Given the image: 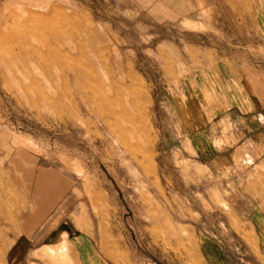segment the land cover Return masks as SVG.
Masks as SVG:
<instances>
[{"label":"rangeland","instance_id":"374dc122","mask_svg":"<svg viewBox=\"0 0 264 264\" xmlns=\"http://www.w3.org/2000/svg\"><path fill=\"white\" fill-rule=\"evenodd\" d=\"M56 11L82 16L88 32L37 19ZM17 17L33 18L35 28L17 27ZM80 47L94 75L89 82L100 89L85 104L73 97L69 65L33 56L72 55L76 66ZM218 76L229 94L220 102L234 103L219 116L231 119L196 130L187 107L195 100L210 107ZM46 77L56 84L45 87ZM33 90L58 103L31 106L24 92ZM103 96L114 115L98 113ZM211 112L201 113L210 120ZM195 131L208 135L220 157L198 156ZM262 159L264 0H0V264H35L34 255L13 254V226L34 203L40 209L60 198L88 200L96 222H119L137 264L147 256L153 264H201L194 226L203 202L219 205L233 177L254 181ZM182 221L185 263L169 240ZM49 249L38 264H77L68 248L43 252Z\"/></svg>","mask_w":264,"mask_h":264},{"label":"crops","instance_id":"0c3cea01","mask_svg":"<svg viewBox=\"0 0 264 264\" xmlns=\"http://www.w3.org/2000/svg\"><path fill=\"white\" fill-rule=\"evenodd\" d=\"M65 60L66 65L71 68L69 70L73 71L75 79L73 83L76 91H73V97L85 104L87 98L91 99V95L100 92L98 86L94 85L93 89L88 87L90 77L94 78V75L91 76L92 73L79 74L80 71L73 70L78 67L73 66L72 55H67ZM66 77L64 72L62 79L67 82L66 89L68 90L70 83ZM217 79L218 84H211L213 87L215 86L217 97L209 103L210 107L206 106L205 102L197 100L187 107L191 118L188 124L195 126L196 130L206 125L217 127L231 119V115L228 117L227 115L219 116L222 112L233 110L234 103L232 100L224 103L225 105L220 102L222 100L219 96L229 94L224 89L222 77L218 76ZM45 80L47 88L51 83V86L56 84L54 78L46 77ZM200 84L203 85V83ZM45 87L42 86L44 89ZM24 88H26L25 85ZM28 88H36V86L31 84ZM197 92V88L194 87L192 94L196 96ZM24 93L31 106L42 104L51 106L58 103L57 99L45 91L33 90ZM210 94L212 93L210 92ZM103 101L104 96L100 102L98 99L95 100L100 116H103L102 109L107 108L105 111H108L110 106ZM67 105H71V101ZM208 110L212 111L209 114L210 120H207L206 115L201 113ZM190 139L198 156H209L210 159L220 157L219 150L208 140V135L205 133L195 131ZM261 162L264 164V159ZM227 186L223 194H219L222 201L219 205L213 207V204L205 200L210 205L207 207V204L203 202L204 208L199 212V221L194 226L197 258L201 264H264V167L257 172V178L254 181L251 180L249 183L247 178L233 177ZM76 188L73 187V191ZM63 190L64 188H61L59 192ZM64 195L65 193L61 194L62 197ZM34 202H36L35 199ZM33 206L34 208L23 216V220L19 221L18 226H13L18 231L14 239L13 254L34 255L35 264H38L39 255L46 256L53 252L52 249H49L45 254L44 249L56 245L60 249H64L65 252L68 248L71 257L77 264H137L130 257V248L123 246L125 240L119 222H96L90 215L88 200L60 198L51 205L44 200L41 204L44 207H40V209L36 203ZM186 232L185 221L179 222L177 223V232L172 231V237L169 238L172 249L177 248V251H173L179 257L181 256L182 263H185L186 260ZM65 243L68 244V247ZM161 248L166 249L164 246ZM165 251L169 250L159 252L163 254ZM39 260L41 263V257ZM145 264H153L152 256L149 260L147 256Z\"/></svg>","mask_w":264,"mask_h":264},{"label":"bare ground","instance_id":"6f19581e","mask_svg":"<svg viewBox=\"0 0 264 264\" xmlns=\"http://www.w3.org/2000/svg\"><path fill=\"white\" fill-rule=\"evenodd\" d=\"M53 7V6H52ZM48 8V7H47ZM50 8V7H49ZM21 10V9H20ZM47 9H45V11H46ZM60 10V9H59ZM42 12V11H41ZM44 14H42V16L41 15H39V17L40 18H38L37 17V19L38 20H40L41 22H44L45 23V26H47L48 28L49 27H55V26H59V25H62V24H64V23H66V22H71V23H75L77 26H79V27H81V30H83L82 32H84V34L86 33V32H88V26H87V24L85 23V20H84V18L82 17V16H80V17H74V18H72L70 15H67L65 12H62L61 11V13H60V11L58 12V11H56V12H54L52 15H50V14H45V16H43ZM20 16H23V15H20ZM60 16V17H59ZM36 17V16H35ZM34 17V18H35ZM22 18H24V16L22 17ZM22 18H20V17H17V18H15L13 21L15 22V25L17 26V27H23V28H25V29H27V30H31V29H34L35 28V22H33L34 20H33V18H31V20H33V21H31V20H26L25 22H23L21 19ZM36 20V19H35ZM39 22V21H38ZM38 22H37V24H38ZM14 26V25H13ZM90 28V27H89ZM62 29V28H61ZM8 31V30H7ZM80 34V33H79ZM8 36V35H7ZM93 38V37H92ZM6 43V42H5ZM31 43V42H30ZM39 43H41V42H39ZM80 49V50H79ZM78 50H79V52H80V55H78L77 57L78 58H81V59H79L78 60V63H77V65H76V67H78V68H73V70H78V72H79V74H84L85 75V73H87V74H89V73H91L92 71H90V69H89V61H87V58L85 57V53L82 51V48L80 47ZM93 49V48H92ZM44 51V50H43ZM45 52H46V50H45ZM47 53V52H46ZM34 54H40V55H42V56H40V55H37V56H39V57H50L51 59L53 58L54 59V62H56V60H58V63L61 65V64H66L67 62H66V60L64 59V58H61L62 56H59V55H57V54H54V55H50V56H48V54H45V53H41V52H39V51H36V50H33V56H34ZM73 66H74V64H73ZM79 83H80V81H79ZM80 85V84H79ZM94 85H92V84H88V87H90L91 89H93L94 87H93ZM136 90V89H135ZM95 91V90H94ZM146 91V90H145ZM141 93V92H140ZM101 94V93H100ZM132 94V93H131ZM135 95V94H134ZM137 97V96H136ZM135 98V97H134ZM133 98V99H134ZM131 99V98H130ZM138 100H139V98H138ZM31 101H32V98H31ZM135 101V100H134ZM131 102V101H130ZM35 103V102H34ZM98 103V102H97ZM103 103H105L106 105L107 104H110V100H109V98L107 97V96H104V101H103ZM36 106V105H35ZM141 107L144 109V107L141 105ZM109 109H108V111H105L104 110V112H102L103 114H105L106 112L107 113H109V114H113L114 115V112H112V110L110 109V106L108 107ZM139 110H140V108H139ZM132 111V110H131ZM131 111H129V113L131 112ZM136 111V110H135ZM126 112V111H125ZM116 113V112H115ZM122 113V112H121ZM120 113V114H121ZM133 114V113H132ZM112 115V116H113ZM124 115V114H123ZM122 115V116H123ZM105 116V115H104ZM116 116V115H115ZM115 116H113V117H115ZM128 116V115H127ZM138 116V115H137ZM110 117V116H109ZM133 117V116H132ZM105 118V117H104ZM108 118V117H107ZM128 119H129V117H127ZM111 119V118H110ZM109 119V120H110ZM131 119V118H130ZM133 119H134V117H133ZM136 119V118H135ZM105 120H106V118H105ZM108 120V119H107ZM139 120L141 121V122H143L144 120H146V119H144V116H142V115H140L139 116ZM138 120V121H139ZM113 121V120H112ZM137 121V120H136ZM111 122V121H110ZM115 123H116V121H115ZM118 124V123H117ZM133 124H134V122H133ZM140 124V123H139ZM143 124V123H142ZM116 125V124H115ZM120 125V124H119ZM119 125H117V126H119ZM136 125V124H135ZM123 126V125H122ZM139 126H141L140 127V129H142V131L145 133V131H146V128H145V125H139ZM144 126V127H143ZM135 127V126H134ZM120 129V128H119ZM118 129V130H119ZM127 129V128H126ZM129 129V128H128ZM127 129V130H128ZM131 129V128H130ZM129 129V130H130ZM125 130V129H124ZM127 130H125V131H123V129H122V131H123V133L124 132H128ZM121 131V130H120ZM115 132V131H114ZM116 133V132H115ZM123 133H121V134H123ZM130 133H133L132 132V130H130ZM129 133V134H130ZM141 133V132H140ZM128 134V133H127ZM124 135V134H123ZM122 135V136H123ZM143 135V134H142ZM133 137L135 136L134 134L132 135ZM138 136H140V135H138ZM125 137H127L126 135H125ZM129 137H130V135H129ZM143 137V136H142ZM121 139H122V137H121ZM123 140V139H122ZM123 142V141H122ZM125 143V142H124ZM129 148V147H128ZM141 148V147H140ZM131 149V148H130ZM135 148H134V145H133V149H131L132 151L134 150ZM129 150V149H128ZM130 150V151H131ZM132 151H131V153H132Z\"/></svg>","mask_w":264,"mask_h":264}]
</instances>
